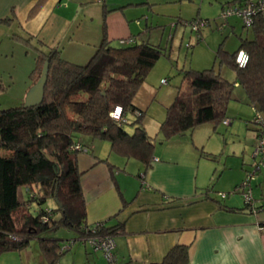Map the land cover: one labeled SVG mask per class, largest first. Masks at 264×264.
<instances>
[{
    "label": "trees",
    "instance_id": "trees-1",
    "mask_svg": "<svg viewBox=\"0 0 264 264\" xmlns=\"http://www.w3.org/2000/svg\"><path fill=\"white\" fill-rule=\"evenodd\" d=\"M252 28L253 37H241L236 51L230 53L221 45L216 53V60L235 71L234 80L214 66L183 71L181 85L160 124L165 140L205 123L222 122L236 86L245 90L249 105L264 111V14L256 16ZM32 39L24 42L31 44ZM37 44L30 79L33 86L49 63L43 103L0 110V256L22 251L38 239L45 260L57 264L69 249H63V239L44 233L71 228L82 242L90 234L84 172L79 166L82 151L75 147L80 145L79 137L107 140L113 153L137 159L143 165L142 180L150 169L155 143L144 127L145 111L138 109L134 99L166 49L148 42L111 44L105 23L102 42L84 64L65 59L59 47ZM240 49L250 55L243 68L236 63ZM117 105L126 116L139 112L138 118L126 124L114 121L110 113ZM50 201H55V209L48 206ZM55 211L61 215L58 220L53 217ZM123 231V225L99 229L100 234L114 237ZM155 264H190L189 246L175 245Z\"/></svg>",
    "mask_w": 264,
    "mask_h": 264
},
{
    "label": "crops",
    "instance_id": "crops-1",
    "mask_svg": "<svg viewBox=\"0 0 264 264\" xmlns=\"http://www.w3.org/2000/svg\"><path fill=\"white\" fill-rule=\"evenodd\" d=\"M244 1L0 0V33L4 31L8 35L4 27L12 28L16 39L24 41L33 38L29 45L34 48L38 42L50 48L59 47L65 59L84 64L104 38V23L111 44L148 42L163 47L173 41L180 20L208 19L203 9L209 8V5L221 13L228 4ZM231 18L241 20L239 17ZM219 22H216L219 30L228 27L229 21L227 24L222 19ZM251 31L253 37L252 27ZM203 32L202 29L200 36L196 35V43L203 40ZM225 42L222 41L219 47L222 45L225 49ZM144 86L137 93L134 103L139 110L145 111L142 107L150 104L152 98L139 101V96L146 93ZM163 103L166 105L167 100ZM159 115L163 119L165 111ZM136 118L137 113L127 115L130 122ZM226 118L231 123L225 126L234 124L233 117ZM150 125L144 119L148 135H157L158 128H155L157 132H153ZM211 128L206 127L210 135L218 130L216 125ZM255 133L257 137V130ZM159 138L163 144L156 147L151 167L143 180V165L137 159L133 161L135 158L121 157L113 153L107 143L98 145L91 136L81 135L78 139L79 144L87 149L79 154V166L84 172L82 188L87 224L93 226L102 222L106 227L124 226V231L115 235L119 263H160L171 248L180 244L189 246L190 264H264V200L260 201L262 206L257 204L261 209L254 210L244 206L238 197L214 194V186H203L200 162L196 164L194 155L191 160L181 154L176 160L165 158L170 154L168 146L171 144H191L192 148L198 149L199 142L179 136L165 140L161 134ZM197 149L194 154L199 155ZM109 164L114 167L113 170ZM241 169H244V163ZM241 169L234 184H229L227 179L223 188L236 187L243 177ZM261 183L260 180L256 185ZM263 197L261 195L259 199ZM78 237L73 238L75 242L71 243L74 246L78 241L82 243L84 247L79 246L75 253L83 256L85 264H107L100 252L94 251ZM61 258L57 264H61ZM72 263L70 259L66 262Z\"/></svg>",
    "mask_w": 264,
    "mask_h": 264
},
{
    "label": "rangeland",
    "instance_id": "rangeland-1",
    "mask_svg": "<svg viewBox=\"0 0 264 264\" xmlns=\"http://www.w3.org/2000/svg\"><path fill=\"white\" fill-rule=\"evenodd\" d=\"M221 13H219L216 7L214 8L211 5H209V8L203 9V14L204 16H208V19L204 17L201 20L209 21V24L203 28V40L201 42L196 43V35L198 34L194 33L190 27L184 25L183 20H180L177 34L173 41H169L170 43L163 45L166 49V54L162 55L143 84L146 87V93L139 96L140 102L152 98L150 104L148 103L146 107L142 108L145 109L144 119L150 122V128L154 130L153 132L160 130V122L166 116L165 108L174 100L177 88L181 85L184 70L190 68L203 70L214 66L215 70L223 76L231 80L235 79V71L226 63L216 60L217 49L222 41L225 40L224 48L230 52H234L239 46V36L251 38L252 31L251 28L244 27L242 19L238 20L231 17L228 27L224 30H219L218 24L221 20ZM5 29L8 31V35L4 31L0 33V79L4 86V88L0 89V110L21 106L25 102L27 93L32 87L30 73L35 67L37 54L36 49L32 45L14 37V30L12 28L4 27ZM188 44H190L189 47ZM162 78H167L168 84H161ZM165 100H167L166 105L163 103ZM161 111H165L163 119L159 115ZM255 115L256 108L248 104L245 90L241 86H236L232 99L229 102L227 114V116L233 117L234 124L227 127L222 121L216 125L218 130L212 135L206 131V127H212V130L215 123L202 124L196 128V133H194V130H191L185 133L186 136H179L182 138L187 137L191 142L194 140L198 141V149L192 148L191 144L189 146L188 144L187 146L184 144L178 145L177 143L171 144V146H168L170 147V154H167L165 158L176 160L181 154L186 159L191 160L192 158L194 159V155L196 157V164L200 162L201 175H203L201 179L203 184H205L203 185L205 188L214 186L215 190L213 193L216 195L221 196V193H226L229 197H238L239 200L244 202V206L246 207L254 210L261 209L257 204H260L264 200V197L259 199L261 195L264 196V179L262 180L261 178L264 177V166L262 171L258 173L256 180L251 183L252 196L254 198L253 206L247 205L241 192L243 181L246 180L249 172L255 169L253 152L257 145L258 130L260 128L254 122ZM127 128L129 131L133 130L131 125H127ZM155 128H158V130L155 131ZM255 130H257V137ZM159 135L160 133L151 135L154 138L153 141L156 142L155 149L163 144ZM94 140L98 145L107 143V145L111 146L107 140L100 138H94ZM196 149L199 155L194 154ZM104 150H106V147ZM94 152L96 151L94 150ZM199 156H201L200 159ZM133 161H136V159ZM242 163H244V169H241ZM196 164L195 166H197ZM239 168L243 177L237 182L236 187L230 189L228 187L223 188V186H226L224 183L227 179H229V184H234L237 175H240ZM260 180L262 183L256 185V182ZM262 205L260 204V206ZM48 206L55 209V201H50ZM60 216L58 211L54 212L53 217L55 220H58ZM77 235L78 233L73 229L62 227L56 231H48L42 236L61 238L66 246L71 247L70 251L61 258V264H66L69 259L74 264H85L83 256L76 255L77 253H75L76 248L84 246L79 241L75 243V246L71 243L72 239ZM75 258L76 261H74ZM0 264L49 263L43 257L39 240L33 239L30 245L22 251L3 253L0 256Z\"/></svg>",
    "mask_w": 264,
    "mask_h": 264
},
{
    "label": "built area",
    "instance_id": "built-area-1",
    "mask_svg": "<svg viewBox=\"0 0 264 264\" xmlns=\"http://www.w3.org/2000/svg\"><path fill=\"white\" fill-rule=\"evenodd\" d=\"M258 14H264V0H246L244 2H237L228 4L221 13V19L224 24H227L230 17H239L242 19L245 27L251 28L254 25L255 18ZM184 25L190 27L192 31L200 36L201 30L209 24V21L194 19L191 21H184ZM127 44V41H122ZM190 46V44H189ZM250 55L245 49H240L236 55V63L239 67H246L249 63ZM163 84H168V79L162 80ZM264 111L256 108V115L254 122L259 125L257 145L255 146L253 157L255 158V169L249 172L245 181L241 185V192L246 200V203L253 206L252 196V181L257 177L258 173L262 171L264 166ZM139 115V113H137ZM111 118L119 124H126L128 122L127 116L122 106L117 105L110 113ZM224 123L229 125L231 123L229 118L224 119ZM81 151L87 150L81 145L75 146ZM226 193H221V197H226ZM47 219V218H45ZM104 223H96L88 228L90 234L85 235L83 242L90 245L94 251L102 253L107 261V264H120L116 254V240L115 237L108 234H100L99 229L103 227ZM15 238V237H13ZM73 244V243H72ZM70 246H65L63 249L67 250Z\"/></svg>",
    "mask_w": 264,
    "mask_h": 264
},
{
    "label": "water",
    "instance_id": "water-1",
    "mask_svg": "<svg viewBox=\"0 0 264 264\" xmlns=\"http://www.w3.org/2000/svg\"><path fill=\"white\" fill-rule=\"evenodd\" d=\"M48 64L49 63L46 62L41 78L30 88L29 92L27 93L24 102L26 107H34L43 103L45 86L48 80Z\"/></svg>",
    "mask_w": 264,
    "mask_h": 264
}]
</instances>
